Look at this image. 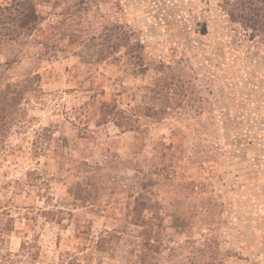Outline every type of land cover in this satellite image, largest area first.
<instances>
[{"label": "rangeland", "instance_id": "rangeland-1", "mask_svg": "<svg viewBox=\"0 0 264 264\" xmlns=\"http://www.w3.org/2000/svg\"><path fill=\"white\" fill-rule=\"evenodd\" d=\"M20 1L0 0V264H264V36L221 0H30L33 32Z\"/></svg>", "mask_w": 264, "mask_h": 264}, {"label": "trees", "instance_id": "trees-1", "mask_svg": "<svg viewBox=\"0 0 264 264\" xmlns=\"http://www.w3.org/2000/svg\"><path fill=\"white\" fill-rule=\"evenodd\" d=\"M218 7L224 12L228 22L238 24L241 29L249 31L253 37L264 36V0H221L218 3ZM4 10L8 11L7 16L16 28L29 32L37 31L39 15L32 1L22 0L10 7H5ZM108 31L109 33L105 35V41H107L108 46L113 51H117L119 48L128 49L132 46L129 34L123 31L121 26H113ZM137 47L142 49V46L138 43L133 45L131 49H136ZM136 58L140 63L138 71L144 72L147 66L143 64V57L138 55ZM5 113L4 99H1V121H5V117H3ZM122 117H124L122 111L117 109L113 103L104 102L101 104L99 122L104 124L112 122L116 127L124 128ZM14 222L15 219L6 209L1 208L0 203V240L13 231Z\"/></svg>", "mask_w": 264, "mask_h": 264}]
</instances>
